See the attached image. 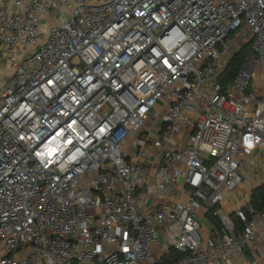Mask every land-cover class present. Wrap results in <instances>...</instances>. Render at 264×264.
Listing matches in <instances>:
<instances>
[{
    "label": "built area",
    "instance_id": "2783aa9c",
    "mask_svg": "<svg viewBox=\"0 0 264 264\" xmlns=\"http://www.w3.org/2000/svg\"><path fill=\"white\" fill-rule=\"evenodd\" d=\"M0 59V264H150L161 229L156 264H251L264 0H0Z\"/></svg>",
    "mask_w": 264,
    "mask_h": 264
},
{
    "label": "crops",
    "instance_id": "0c3cea01",
    "mask_svg": "<svg viewBox=\"0 0 264 264\" xmlns=\"http://www.w3.org/2000/svg\"><path fill=\"white\" fill-rule=\"evenodd\" d=\"M13 73V68L3 59H0V86L4 85L6 80L9 78L10 75ZM248 170L245 169L243 172L245 174L246 182L243 186V191H248L253 187L257 186V182L259 180V170L254 172H247ZM248 177V178H247ZM240 195V194H239ZM203 226H204V233L210 234L212 221L204 217L203 218ZM166 230H160V244L155 245L152 255L150 264H156V260L158 257L165 254L166 248L165 245L169 244L167 242ZM256 250H253L250 247L245 249L244 256L246 260H248L251 264H264V236L261 238L260 243L256 246ZM229 264V263H226Z\"/></svg>",
    "mask_w": 264,
    "mask_h": 264
},
{
    "label": "trees",
    "instance_id": "16d2710c",
    "mask_svg": "<svg viewBox=\"0 0 264 264\" xmlns=\"http://www.w3.org/2000/svg\"><path fill=\"white\" fill-rule=\"evenodd\" d=\"M249 52H250V45L248 44L243 45L240 51L232 58L222 79V83L224 85H227L234 79L235 75L237 74L244 59L246 58ZM263 201H264V188H259L254 192L252 196V203L254 204V206L261 209ZM209 217L214 224L216 225L220 224L219 221L212 215V213L209 215ZM235 222L238 225V227L241 228L242 225L237 220H235ZM180 256L181 254L176 250L174 249L170 250L169 253L164 256L163 264H171L175 259H178Z\"/></svg>",
    "mask_w": 264,
    "mask_h": 264
},
{
    "label": "rangeland",
    "instance_id": "374dc122",
    "mask_svg": "<svg viewBox=\"0 0 264 264\" xmlns=\"http://www.w3.org/2000/svg\"><path fill=\"white\" fill-rule=\"evenodd\" d=\"M248 41V38H245L244 39V42H247ZM262 66L261 65H258L257 68H256V75L254 76V79H253V84L258 87L259 90H262L264 88V83L262 81ZM153 134L155 135H160L158 132L156 131H153Z\"/></svg>",
    "mask_w": 264,
    "mask_h": 264
}]
</instances>
